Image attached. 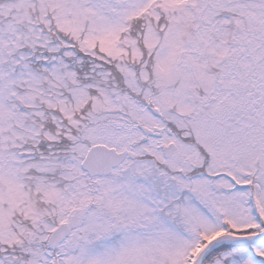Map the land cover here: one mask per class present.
Masks as SVG:
<instances>
[{
	"label": "snow or ice",
	"instance_id": "snow-or-ice-1",
	"mask_svg": "<svg viewBox=\"0 0 264 264\" xmlns=\"http://www.w3.org/2000/svg\"><path fill=\"white\" fill-rule=\"evenodd\" d=\"M0 264H264V0H0Z\"/></svg>",
	"mask_w": 264,
	"mask_h": 264
}]
</instances>
